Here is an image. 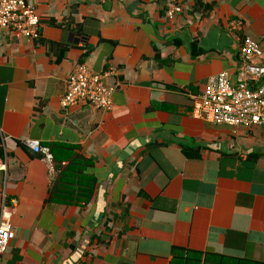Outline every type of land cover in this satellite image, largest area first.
<instances>
[{"label": "crops", "instance_id": "0c3cea01", "mask_svg": "<svg viewBox=\"0 0 264 264\" xmlns=\"http://www.w3.org/2000/svg\"><path fill=\"white\" fill-rule=\"evenodd\" d=\"M27 1L39 40L0 30V219L17 231L0 264H264V126H214L191 98L236 81L244 37L264 47V0H190L172 20L169 0ZM80 64L109 73L111 111L61 107ZM74 157L93 194L56 202Z\"/></svg>", "mask_w": 264, "mask_h": 264}, {"label": "built area", "instance_id": "2783aa9c", "mask_svg": "<svg viewBox=\"0 0 264 264\" xmlns=\"http://www.w3.org/2000/svg\"><path fill=\"white\" fill-rule=\"evenodd\" d=\"M190 0H169L166 17L170 20L184 12ZM40 18L27 0H0V30L10 31L18 37L38 41ZM244 21L229 23L232 32L244 29ZM237 79L229 73L212 77L203 92L192 96V115L214 126L250 129L264 126V47L250 37H244L238 54ZM109 73L96 74L86 65H77L67 79L61 107H88L94 111L112 110L114 89L106 85ZM35 152H45L39 142L30 141ZM17 231L6 218L0 219V262Z\"/></svg>", "mask_w": 264, "mask_h": 264}, {"label": "trees", "instance_id": "16d2710c", "mask_svg": "<svg viewBox=\"0 0 264 264\" xmlns=\"http://www.w3.org/2000/svg\"><path fill=\"white\" fill-rule=\"evenodd\" d=\"M198 4V3H197ZM60 147H52L51 152L54 155L55 160L63 161L70 160L74 155L72 150L66 148V155L63 158L58 159L56 156L57 150ZM55 149H57L55 151ZM80 158H73L66 167L61 165H54L55 170L58 173L57 179L55 181V187L52 191L53 200L56 202H67L74 203L73 200L88 201L90 196H92L93 187L90 186V178L83 171V166L79 164ZM54 164V162H53ZM84 164H87L86 162ZM88 196V197H86ZM68 200V201H67ZM52 201V198H51ZM216 264H230L229 259L221 256L212 257ZM231 264H255L249 263L242 260H232Z\"/></svg>", "mask_w": 264, "mask_h": 264}]
</instances>
